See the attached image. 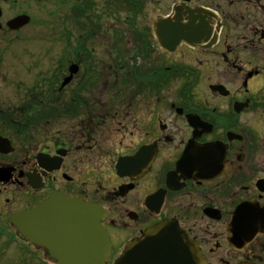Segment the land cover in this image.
<instances>
[{
  "label": "flooded vegetation",
  "instance_id": "obj_1",
  "mask_svg": "<svg viewBox=\"0 0 264 264\" xmlns=\"http://www.w3.org/2000/svg\"><path fill=\"white\" fill-rule=\"evenodd\" d=\"M121 1L0 0V238L61 193L105 209L109 264L163 220L204 264H264V0Z\"/></svg>",
  "mask_w": 264,
  "mask_h": 264
},
{
  "label": "water",
  "instance_id": "obj_2",
  "mask_svg": "<svg viewBox=\"0 0 264 264\" xmlns=\"http://www.w3.org/2000/svg\"><path fill=\"white\" fill-rule=\"evenodd\" d=\"M189 11L177 10L180 28L174 33L166 26V34L156 31L157 38L190 42L205 30V23L193 10V29ZM183 18L189 22L182 25ZM27 21V20H25ZM172 23L173 20H166ZM27 23V22H25ZM187 26V27H186ZM175 34V35H172ZM166 45V44H165ZM202 175V174H198ZM204 177V175H202ZM88 203L55 195L46 204L12 216V221L29 241L47 248L59 264H107L110 240L101 227L99 214L104 211ZM234 220L236 222L237 214ZM170 260L165 255L170 254ZM114 264H203L198 248L175 224L165 223L149 231L143 240H132Z\"/></svg>",
  "mask_w": 264,
  "mask_h": 264
},
{
  "label": "rangeland",
  "instance_id": "obj_3",
  "mask_svg": "<svg viewBox=\"0 0 264 264\" xmlns=\"http://www.w3.org/2000/svg\"><path fill=\"white\" fill-rule=\"evenodd\" d=\"M122 4H123V2L121 0H118L119 8H122L121 7ZM120 16H122V15H120ZM118 86H122V82L121 81H119ZM6 225H9V224L6 223ZM14 234H15L14 236H17L16 235L17 233L14 232ZM8 237H9V235L6 234L5 240H4L3 237L0 238V244L4 243V245H3L4 250H3V252L0 255V264H38V262L36 260H32V256H27V255L25 256V255L21 254V251L17 249V246L13 242V239L11 240V238H8ZM24 242H23L24 245L25 244L27 246L29 245L28 243H26V242L24 243ZM17 245L21 246L20 243L17 244ZM30 249H31V247H30ZM23 252L28 254V252H30V251H28V249H27L26 251H23Z\"/></svg>",
  "mask_w": 264,
  "mask_h": 264
},
{
  "label": "bare ground",
  "instance_id": "obj_4",
  "mask_svg": "<svg viewBox=\"0 0 264 264\" xmlns=\"http://www.w3.org/2000/svg\"><path fill=\"white\" fill-rule=\"evenodd\" d=\"M1 177V176H0Z\"/></svg>",
  "mask_w": 264,
  "mask_h": 264
}]
</instances>
